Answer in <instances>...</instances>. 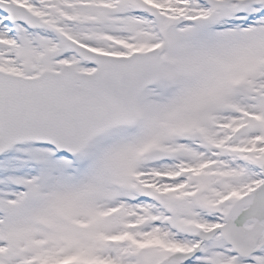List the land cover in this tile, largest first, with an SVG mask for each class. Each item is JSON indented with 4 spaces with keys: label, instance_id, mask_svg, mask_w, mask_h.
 <instances>
[{
    "label": "snow or ice",
    "instance_id": "1",
    "mask_svg": "<svg viewBox=\"0 0 264 264\" xmlns=\"http://www.w3.org/2000/svg\"><path fill=\"white\" fill-rule=\"evenodd\" d=\"M0 264H264V0H0Z\"/></svg>",
    "mask_w": 264,
    "mask_h": 264
}]
</instances>
